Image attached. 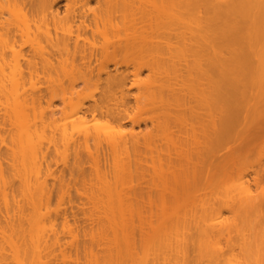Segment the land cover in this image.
<instances>
[{
	"label": "bare ground",
	"instance_id": "bare-ground-1",
	"mask_svg": "<svg viewBox=\"0 0 264 264\" xmlns=\"http://www.w3.org/2000/svg\"><path fill=\"white\" fill-rule=\"evenodd\" d=\"M60 1L0 0V264H264V0Z\"/></svg>",
	"mask_w": 264,
	"mask_h": 264
},
{
	"label": "rangeland",
	"instance_id": "rangeland-1",
	"mask_svg": "<svg viewBox=\"0 0 264 264\" xmlns=\"http://www.w3.org/2000/svg\"><path fill=\"white\" fill-rule=\"evenodd\" d=\"M64 3H65V1L61 0V1L59 2V4H58V7H60L61 10L64 9ZM145 74H146V73H144V75H145ZM144 75H143V76H144ZM128 87L130 88V92H128L129 95L127 96V98H128V100L130 101V103H132V102H133V101H132L133 93L135 92V89H134L133 87L130 86V81H129ZM123 123L126 124V128H127L128 130H130V129H134L135 132H141V131H143V130L146 128L144 122H140L139 124H135V125H133V124L131 123V121L127 119V120H125Z\"/></svg>",
	"mask_w": 264,
	"mask_h": 264
}]
</instances>
